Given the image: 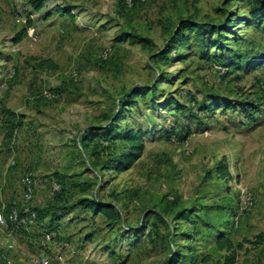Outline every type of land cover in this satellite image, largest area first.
Returning a JSON list of instances; mask_svg holds the SVG:
<instances>
[{
  "label": "rangeland",
  "instance_id": "1",
  "mask_svg": "<svg viewBox=\"0 0 264 264\" xmlns=\"http://www.w3.org/2000/svg\"><path fill=\"white\" fill-rule=\"evenodd\" d=\"M33 2L0 0V264H223L221 237L237 264H264V21L252 0ZM181 20L204 28L176 40ZM129 128L144 149L116 170Z\"/></svg>",
  "mask_w": 264,
  "mask_h": 264
},
{
  "label": "trees",
  "instance_id": "2",
  "mask_svg": "<svg viewBox=\"0 0 264 264\" xmlns=\"http://www.w3.org/2000/svg\"><path fill=\"white\" fill-rule=\"evenodd\" d=\"M43 0H35L34 6L38 9L42 6ZM250 16L253 19L262 20L264 21V0H252L251 7H250ZM203 23H195L191 22L189 20H181L179 23V26L177 27L176 31L173 34V38L176 40L182 41L183 39L181 36L183 35V32L187 29H203L204 26ZM46 63V62H44ZM264 66V59L260 61L259 63H256V66ZM178 105V104H177ZM178 107H181L178 105ZM247 111L248 109L245 108ZM251 112H253V108L249 109ZM7 112V121H15L16 118L12 119L14 114L10 112L9 110H6ZM15 126H11L13 129ZM119 133V138L122 139L126 144L128 145V149L125 153L121 154L117 158V162L115 164L116 170H123L129 168L132 163L141 156L142 151L144 149V143H143V136L144 133L141 130H134L132 128L126 129ZM217 174H227L226 166L225 164H221L218 166ZM77 204L86 210L91 211L93 214H102L107 221H110L111 224L119 221L120 219V213L119 211L110 203H104L99 202L96 199H89V198H81L78 200ZM219 245L222 248H226L230 251V254L225 256L223 264H237L236 263V254L233 250V244L232 242L224 237L220 238L218 240Z\"/></svg>",
  "mask_w": 264,
  "mask_h": 264
},
{
  "label": "built area",
  "instance_id": "3",
  "mask_svg": "<svg viewBox=\"0 0 264 264\" xmlns=\"http://www.w3.org/2000/svg\"><path fill=\"white\" fill-rule=\"evenodd\" d=\"M26 197L29 198L31 197V193H30V189H28V192L26 193ZM35 212H30L27 214L26 218L29 220V221H32L35 219ZM26 218H18V215L15 211L11 212L9 215H8V219L10 221H14V222H25ZM0 221H3L2 219V215L0 213ZM50 234H47L46 237L49 239L50 238ZM36 264H50L48 259L46 257H41V258H38L36 260Z\"/></svg>",
  "mask_w": 264,
  "mask_h": 264
}]
</instances>
